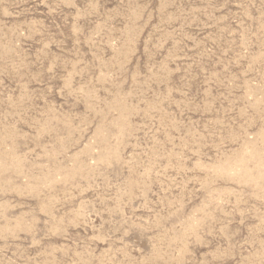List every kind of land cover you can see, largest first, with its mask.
Here are the masks:
<instances>
[{"label":"rangeland","instance_id":"obj_1","mask_svg":"<svg viewBox=\"0 0 264 264\" xmlns=\"http://www.w3.org/2000/svg\"><path fill=\"white\" fill-rule=\"evenodd\" d=\"M0 264H264V0H0Z\"/></svg>","mask_w":264,"mask_h":264}]
</instances>
